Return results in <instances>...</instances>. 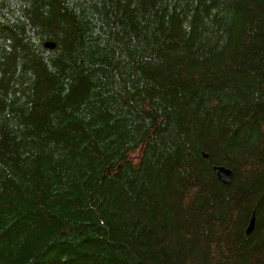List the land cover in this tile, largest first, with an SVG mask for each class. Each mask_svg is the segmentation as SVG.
Wrapping results in <instances>:
<instances>
[{"label":"trees","instance_id":"1","mask_svg":"<svg viewBox=\"0 0 264 264\" xmlns=\"http://www.w3.org/2000/svg\"><path fill=\"white\" fill-rule=\"evenodd\" d=\"M0 264H264V0H0Z\"/></svg>","mask_w":264,"mask_h":264},{"label":"water","instance_id":"2","mask_svg":"<svg viewBox=\"0 0 264 264\" xmlns=\"http://www.w3.org/2000/svg\"><path fill=\"white\" fill-rule=\"evenodd\" d=\"M53 46H54V44L52 42H46L45 43V47H47V48H53ZM214 170L216 173V177L219 181H221L223 184H229L230 179L233 176L231 169H229L225 166L219 165V166H215ZM254 221H255V218H254V213H253L249 219V223H248V226L246 228V233H250L252 231Z\"/></svg>","mask_w":264,"mask_h":264}]
</instances>
